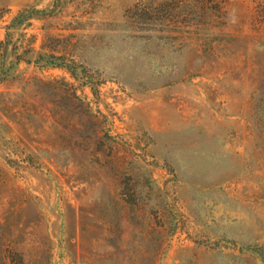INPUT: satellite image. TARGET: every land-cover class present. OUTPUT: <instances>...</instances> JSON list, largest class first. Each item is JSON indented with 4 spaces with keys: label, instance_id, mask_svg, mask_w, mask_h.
Returning <instances> with one entry per match:
<instances>
[{
    "label": "rangeland",
    "instance_id": "obj_1",
    "mask_svg": "<svg viewBox=\"0 0 264 264\" xmlns=\"http://www.w3.org/2000/svg\"><path fill=\"white\" fill-rule=\"evenodd\" d=\"M6 38L0 264H264V0H0Z\"/></svg>",
    "mask_w": 264,
    "mask_h": 264
},
{
    "label": "trees",
    "instance_id": "obj_2",
    "mask_svg": "<svg viewBox=\"0 0 264 264\" xmlns=\"http://www.w3.org/2000/svg\"><path fill=\"white\" fill-rule=\"evenodd\" d=\"M56 3H58L59 0H55ZM26 11H23L21 13H19L13 20L12 25L15 27L21 26L23 25L27 20L32 19L36 16H38V14H40L39 12H35L36 14L33 13H27ZM9 37V36H7ZM16 48L12 47L11 50H9V40L8 38H6V41L2 44L1 46V53H0V82H3L9 75V71L11 70L10 64L8 63L9 61V57H13L16 55ZM21 61V59L19 57H15L13 59L14 64H18ZM54 65L53 67H59V68H65L69 73H71L73 75V71L67 67V66H62L60 64H52Z\"/></svg>",
    "mask_w": 264,
    "mask_h": 264
}]
</instances>
